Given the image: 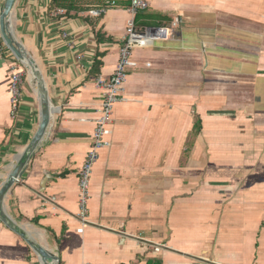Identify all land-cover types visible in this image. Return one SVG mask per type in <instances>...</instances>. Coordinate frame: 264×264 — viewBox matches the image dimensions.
<instances>
[{"label": "crops", "instance_id": "1", "mask_svg": "<svg viewBox=\"0 0 264 264\" xmlns=\"http://www.w3.org/2000/svg\"><path fill=\"white\" fill-rule=\"evenodd\" d=\"M49 1L15 0L10 13L53 114L2 212L58 264H264V0H148L136 14V26L160 16L180 24L133 50L84 224L78 171L99 114L95 78L112 73L131 14L127 0L98 17L88 10L109 0H80L86 9L70 15L49 13ZM16 69L24 82L13 113ZM39 121L31 77L2 43L0 188ZM0 264H42L1 219Z\"/></svg>", "mask_w": 264, "mask_h": 264}, {"label": "built area", "instance_id": "2", "mask_svg": "<svg viewBox=\"0 0 264 264\" xmlns=\"http://www.w3.org/2000/svg\"><path fill=\"white\" fill-rule=\"evenodd\" d=\"M4 0H0V11ZM128 11L131 18L128 20L122 42L119 47L118 59L109 76L98 75L95 84L100 90V107L98 117L94 120V129L91 134L90 144L83 163L78 171V202L79 211L77 217L81 224L86 222L88 215V201L90 199V179L93 167L98 160L101 149L110 146V126L113 121L115 104L123 99L122 92L128 76V70L136 65L133 59V50L136 47H145L154 40H168L175 33L180 24V18L174 17L171 22L164 26H147L139 29L135 24V16L139 11L149 8L148 0H127ZM116 6V0H109L105 4L88 10V15L98 17L109 8ZM64 10L59 8L56 14H62ZM65 36L66 34L63 33ZM3 43L0 34V46ZM24 72L14 70L11 74L9 85V101L11 111L16 113L22 96ZM18 181V179H17Z\"/></svg>", "mask_w": 264, "mask_h": 264}, {"label": "water", "instance_id": "3", "mask_svg": "<svg viewBox=\"0 0 264 264\" xmlns=\"http://www.w3.org/2000/svg\"><path fill=\"white\" fill-rule=\"evenodd\" d=\"M15 0H4L2 3L0 11V34L4 45L14 54V56L19 60L25 69L28 72V75L31 77L32 83L37 90L40 98V121L38 128L28 145L25 152L18 158L17 163L15 164L13 170L7 177V180L4 182L0 188V219L16 234H18L30 248L36 253L38 258L46 262L54 261V264H58L57 256L49 251L44 246L40 245L31 235L25 231L21 226L16 224L9 216L5 215L2 212V203L4 196L11 185L17 181V179L23 174L25 170L26 163L34 151L38 148L42 142L48 127L50 126L53 109L50 106L48 99V92L45 86L44 79L42 74L34 61V59L24 50L19 44L13 34L10 25V13L14 5Z\"/></svg>", "mask_w": 264, "mask_h": 264}, {"label": "trees", "instance_id": "4", "mask_svg": "<svg viewBox=\"0 0 264 264\" xmlns=\"http://www.w3.org/2000/svg\"><path fill=\"white\" fill-rule=\"evenodd\" d=\"M106 2L107 1H103L99 4H97V6L103 5ZM81 3H83V2H81L80 0H50L48 3V12L52 13L53 11L61 8V9H64V14L70 15L71 11L78 12V11L86 9V7L81 6ZM148 15L149 14L145 15L144 17L145 18H151V19L157 17L156 15H152V14H150L149 16ZM159 16L157 18H159ZM160 18H162V20L159 21L160 24L159 25L154 24V26H164L170 22V19L167 17L164 18V17L160 16ZM163 19H165V21H163ZM150 23L153 24L155 22H150V21L145 22V23L143 22L142 25L137 24V26L139 27V29H143L145 26H148ZM100 65H101V62H99V61H96L94 63V67H96V68H98ZM147 264H161V263L157 262V261H152V262L148 261Z\"/></svg>", "mask_w": 264, "mask_h": 264}, {"label": "bare ground", "instance_id": "5", "mask_svg": "<svg viewBox=\"0 0 264 264\" xmlns=\"http://www.w3.org/2000/svg\"><path fill=\"white\" fill-rule=\"evenodd\" d=\"M11 20V19H10ZM24 227V226H23ZM41 263L42 264H54V261H52V262H46V261H44V260H41Z\"/></svg>", "mask_w": 264, "mask_h": 264}, {"label": "rangeland", "instance_id": "6", "mask_svg": "<svg viewBox=\"0 0 264 264\" xmlns=\"http://www.w3.org/2000/svg\"><path fill=\"white\" fill-rule=\"evenodd\" d=\"M22 64V63H21ZM23 65V64H22Z\"/></svg>", "mask_w": 264, "mask_h": 264}]
</instances>
